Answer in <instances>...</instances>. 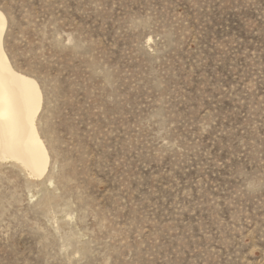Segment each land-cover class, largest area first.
Segmentation results:
<instances>
[{
    "label": "rangeland",
    "instance_id": "1",
    "mask_svg": "<svg viewBox=\"0 0 264 264\" xmlns=\"http://www.w3.org/2000/svg\"><path fill=\"white\" fill-rule=\"evenodd\" d=\"M0 10L50 155L0 159V264H264V0Z\"/></svg>",
    "mask_w": 264,
    "mask_h": 264
},
{
    "label": "bare ground",
    "instance_id": "2",
    "mask_svg": "<svg viewBox=\"0 0 264 264\" xmlns=\"http://www.w3.org/2000/svg\"><path fill=\"white\" fill-rule=\"evenodd\" d=\"M7 18L0 10V159H11L41 178L48 170L49 150L37 118L43 90L37 79L17 70L4 47Z\"/></svg>",
    "mask_w": 264,
    "mask_h": 264
},
{
    "label": "snow or ice",
    "instance_id": "3",
    "mask_svg": "<svg viewBox=\"0 0 264 264\" xmlns=\"http://www.w3.org/2000/svg\"><path fill=\"white\" fill-rule=\"evenodd\" d=\"M83 210H84L85 213L88 212L87 208H84ZM86 264H87V262H86ZM105 264H108V261L107 260L105 261Z\"/></svg>",
    "mask_w": 264,
    "mask_h": 264
}]
</instances>
